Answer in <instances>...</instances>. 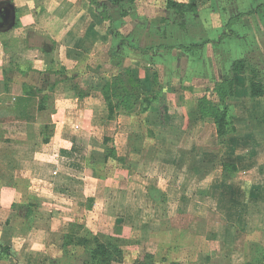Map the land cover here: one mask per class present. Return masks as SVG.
<instances>
[{"label": "crops", "instance_id": "crops-1", "mask_svg": "<svg viewBox=\"0 0 264 264\" xmlns=\"http://www.w3.org/2000/svg\"><path fill=\"white\" fill-rule=\"evenodd\" d=\"M93 1L0 0V264H84L77 239L96 235L130 241L114 264H263L264 95L234 82L221 134L189 104L194 87L173 97L150 80L173 47L133 42L142 10L172 0ZM123 74L160 95L110 116ZM251 167L256 179L239 176Z\"/></svg>", "mask_w": 264, "mask_h": 264}, {"label": "rangeland", "instance_id": "rangeland-1", "mask_svg": "<svg viewBox=\"0 0 264 264\" xmlns=\"http://www.w3.org/2000/svg\"><path fill=\"white\" fill-rule=\"evenodd\" d=\"M190 1H194L195 9H186V12L182 13L181 16L175 14L173 8L170 10L164 6L159 9L148 7L147 12L142 10L139 14L137 22L140 27V34L138 36L143 38L139 37L140 39L138 38L136 42L133 41L136 46L140 47L150 40L153 44L151 46L164 43L173 47L166 51L160 49L163 53L162 59L159 60L161 67L150 66L152 70L150 80L152 78L156 82L155 88L168 84L171 89L170 95L174 97V91L178 92L180 88L192 90L194 87L193 93L195 95L188 94L191 95L189 104L191 102L194 104L196 97L198 99L203 97L209 101L210 105H218L220 104L219 95L217 90H214L224 78L239 82L241 87L245 88L250 71H252V74L254 73L264 84V0ZM171 2H176V0ZM259 5L262 6L257 9ZM146 14L150 15L147 17ZM238 14L241 16L231 26L227 27L230 18ZM220 35L225 36L220 39ZM201 43H204L201 49H194L191 53H185L176 48L178 45L187 46ZM238 59H243L247 64L246 71L240 75L232 73L230 70L232 63ZM123 78H125V74H123ZM169 105H171L172 112L179 110L175 108L178 105L174 106L173 103ZM234 107L236 112L241 113L244 110L242 105ZM220 148L225 149V147ZM217 149L219 150V148ZM179 171L183 172L180 169L171 170L168 178L173 180L176 177L178 180V176L182 175ZM257 175V167H251L239 174L240 177L249 176L252 179L257 178ZM159 181V184L162 185L163 180L160 179ZM179 189L183 191L181 182ZM224 193H228V191L225 190ZM172 196L175 194L172 193ZM172 196L168 198L169 217L176 213L177 205L180 203L178 199ZM216 201V199H210L205 202L204 213L212 203L214 204L213 208L217 209ZM218 212L224 214L225 211L218 205ZM189 219V217H183L181 220H174L178 224H184V221L188 223ZM253 238L250 236V239ZM241 250L243 251V249ZM238 252L234 254L235 262L242 260V254L240 256V252ZM247 256L246 260L248 259Z\"/></svg>", "mask_w": 264, "mask_h": 264}, {"label": "trees", "instance_id": "trees-1", "mask_svg": "<svg viewBox=\"0 0 264 264\" xmlns=\"http://www.w3.org/2000/svg\"><path fill=\"white\" fill-rule=\"evenodd\" d=\"M91 1L94 2L93 0ZM116 1L119 2L121 0ZM168 6L173 7L175 13L180 15H182L186 9H195L194 3H176L170 1L168 2ZM261 6L262 5H259L257 9ZM240 16L241 14L231 17L227 23V27L231 26ZM224 36L225 35H220V39ZM203 44L204 43L191 44L187 46L184 45L181 47V50L185 53H191L194 49H201ZM246 65L247 64L243 59H238L232 63L230 70L232 73L240 75L246 71ZM132 82L133 81H131L130 78H126V76L123 78V76L118 75L117 77H114L109 86H107V94L118 98L116 103H111L109 100L107 102L110 116L114 113L115 108L122 106L129 110L133 108L137 102H140V105H145L144 108H147L159 95V92H156V94L152 97H147L144 89H141V87L137 84H132ZM234 82L235 81H231V79L224 78L220 85L215 88L214 91L217 90L220 104L210 105L209 101L203 99V97H200L197 102L199 112L204 116H212L215 119L218 125V131L221 134L223 133L225 125L228 123V120L226 119L228 107L224 101L227 96L232 95ZM246 88L249 98L264 95V84L257 76L254 75V73L252 74V71H250V76L247 79ZM108 99L111 98L108 96ZM157 110L160 122L163 123L165 105L160 104ZM129 243L130 241L128 240L109 235H96L91 238L84 237L77 239V244L83 245L85 251L89 253V258L84 262V264H114L116 262H120L123 258L124 247ZM145 256L146 258L150 257L148 254Z\"/></svg>", "mask_w": 264, "mask_h": 264}]
</instances>
